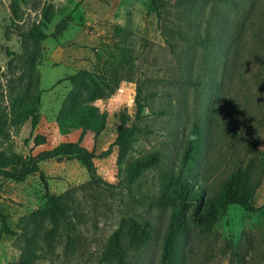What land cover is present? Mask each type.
Returning <instances> with one entry per match:
<instances>
[{
	"label": "rangeland",
	"instance_id": "rangeland-1",
	"mask_svg": "<svg viewBox=\"0 0 264 264\" xmlns=\"http://www.w3.org/2000/svg\"><path fill=\"white\" fill-rule=\"evenodd\" d=\"M160 3L157 14L152 0H0V109L7 111L8 89L21 76V84L31 85L38 96L39 114L32 128L27 118L18 132L8 129L0 147L9 143L25 156L76 141L80 129L62 131L55 124L70 88L66 76L86 69L116 82L109 95L93 102L106 114L104 129L96 138L87 132L80 140L94 150L95 171L108 185L89 181L78 160L64 157L38 161L20 181L0 177V211L16 232L0 230V264H22L25 246L17 234L23 226L38 231L32 252L43 256L28 264H95L123 217L151 228L152 236L133 254L134 263L157 264L173 206L155 200L164 190L163 173L181 167L193 122L197 146L183 174L213 196L235 167L248 165L257 181L252 201L259 209L250 213L229 206L208 229L190 219L187 209L175 264H264V0ZM45 7L51 10L46 18ZM64 16L68 28L40 41L33 68L27 62L23 68L21 57L31 46L20 33L33 22L49 33ZM175 28L189 39L180 40ZM187 69L210 84L171 83ZM136 85L145 100L138 121L133 119ZM118 116L124 127L135 124L141 130L122 158L114 142ZM29 133L43 135L45 142L33 147ZM153 152L158 161L132 177L134 160ZM45 190L64 194L69 205L65 222L74 230L72 250L63 235L48 243L40 236L42 226L49 227L36 215Z\"/></svg>",
	"mask_w": 264,
	"mask_h": 264
},
{
	"label": "trees",
	"instance_id": "trees-1",
	"mask_svg": "<svg viewBox=\"0 0 264 264\" xmlns=\"http://www.w3.org/2000/svg\"><path fill=\"white\" fill-rule=\"evenodd\" d=\"M227 2L229 0H219ZM157 14L160 13V0H152ZM47 9V10H46ZM51 10L44 8L42 16L47 17ZM183 15V12L179 13ZM69 17L64 16L57 20L49 33L40 30L39 24L32 23L20 33L23 40L31 46L25 51L24 63H28V68L32 69L35 63L34 52L39 47V42L47 37L56 38L63 34L68 28ZM175 34L180 40H187L180 28H175ZM194 40L198 38H193ZM172 46V44L170 43ZM20 76L14 85L8 89L7 111L0 109V136L8 138V129L18 132L22 123L28 118L30 127H34L38 121L39 114L36 106L38 96L31 85L21 84ZM70 83V88L64 96L55 116V124L62 131L70 129H80L76 141L60 142L50 149L38 151L36 154L25 156L17 153L7 143L0 147V177L9 178L15 181L23 180L30 172L37 169V162L51 158H75L78 160L89 175V181L95 184L108 185L96 173L93 163L96 158L93 149H88L80 143L83 135L92 132L96 138L104 129L106 114L98 110L94 101L109 95L116 87V82L112 84L107 81L106 76L101 72L91 73L86 69H78L75 73L66 76ZM183 83L189 85H202L204 80L193 76L190 71L180 72L171 83ZM140 85L135 86L134 94V121L142 117V110L145 107V100L140 96ZM153 93H148V97ZM119 122L116 127L114 142L118 144V156L122 158L129 149L133 136L141 130L135 124L124 127L123 120L118 116ZM198 127L193 122L185 147L182 151L181 167L173 172L163 173L164 190L156 198L155 203H171L173 209L169 213L165 231L160 245V252L157 264H175L178 244L185 228L187 209L190 219L196 221L200 226L208 229L217 223L225 215L229 206H238L255 213L259 206L252 201L253 189L256 180L248 165L235 167L222 181L219 191L213 195H205L201 186H194L186 175L183 174V165L188 158L192 157L197 146ZM33 147L42 145L45 137L41 134H30ZM108 152V149L105 153ZM158 161V153L153 152L145 157L137 158L131 166V176H137L143 169L150 167ZM45 201L41 209L36 211L39 219H46L49 227H43L40 236L48 243L56 240L58 235H63L69 245V250L74 248L73 229L66 225V218L69 205L64 200V194H53L47 190L44 192ZM46 228V229H45ZM18 232L19 238L24 242L25 252L21 254L20 262L28 264L32 259L43 257L42 254L32 252L38 246L37 230L26 226L21 227ZM0 230L8 235L16 232L11 230L6 223V215L0 211ZM152 236L151 228L146 223L139 222L132 217H123L119 220L117 227L109 234L104 243L103 249L95 264H135L133 254L142 249L148 239Z\"/></svg>",
	"mask_w": 264,
	"mask_h": 264
}]
</instances>
